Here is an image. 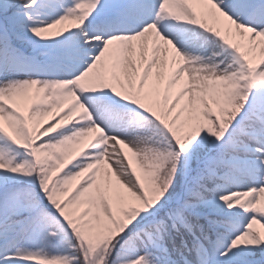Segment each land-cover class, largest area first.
Wrapping results in <instances>:
<instances>
[{
  "label": "snow or ice",
  "instance_id": "snow-or-ice-1",
  "mask_svg": "<svg viewBox=\"0 0 264 264\" xmlns=\"http://www.w3.org/2000/svg\"><path fill=\"white\" fill-rule=\"evenodd\" d=\"M0 264H264V0H0Z\"/></svg>",
  "mask_w": 264,
  "mask_h": 264
}]
</instances>
